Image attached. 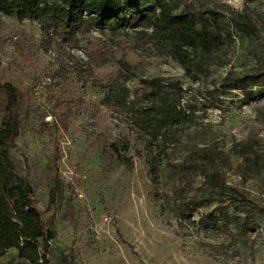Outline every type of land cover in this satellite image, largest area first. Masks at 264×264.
I'll return each instance as SVG.
<instances>
[{
  "label": "rangeland",
  "instance_id": "374dc122",
  "mask_svg": "<svg viewBox=\"0 0 264 264\" xmlns=\"http://www.w3.org/2000/svg\"><path fill=\"white\" fill-rule=\"evenodd\" d=\"M172 1L218 25L219 46L191 75L142 43L138 25L93 27L69 44L0 13V78L25 94L12 154L54 231L47 264H264V213L254 210L264 208V0ZM95 49L111 56L88 65ZM225 75L252 78L224 89ZM153 76L178 80L190 110L159 155L103 99L113 77L131 92ZM0 264L29 263L9 248Z\"/></svg>",
  "mask_w": 264,
  "mask_h": 264
},
{
  "label": "trees",
  "instance_id": "16d2710c",
  "mask_svg": "<svg viewBox=\"0 0 264 264\" xmlns=\"http://www.w3.org/2000/svg\"><path fill=\"white\" fill-rule=\"evenodd\" d=\"M173 4L172 0H0V13L18 20H38L45 33L69 44L93 27H106L113 34L138 25L142 43L165 49L184 74L191 75L200 70L209 51L219 46V33H215L218 25L212 18L200 16L196 20L185 11H174ZM234 26L246 34L253 33L250 24L234 21ZM110 56L103 49L89 50L86 63L104 62ZM117 63L120 72L127 70L126 63ZM249 78L252 76L231 79L225 75L220 87L243 88ZM111 80L113 87L108 91L110 95H104L105 103L122 109L131 130L149 147L153 146L157 155L163 153L169 129L190 116V110L180 100L179 81L141 77L129 92L116 77ZM24 95L17 86L0 78V254L14 248L16 257L29 264H47L48 245L54 231L34 205L31 186L18 174L12 154L19 129L17 106ZM198 156V151L188 153L190 159ZM233 200L252 205L242 194H235ZM254 210L264 213L263 207Z\"/></svg>",
  "mask_w": 264,
  "mask_h": 264
},
{
  "label": "crops",
  "instance_id": "0c3cea01",
  "mask_svg": "<svg viewBox=\"0 0 264 264\" xmlns=\"http://www.w3.org/2000/svg\"><path fill=\"white\" fill-rule=\"evenodd\" d=\"M95 260V259H94ZM107 262H108V258H103V263L104 264H107Z\"/></svg>",
  "mask_w": 264,
  "mask_h": 264
},
{
  "label": "built area",
  "instance_id": "2783aa9c",
  "mask_svg": "<svg viewBox=\"0 0 264 264\" xmlns=\"http://www.w3.org/2000/svg\"><path fill=\"white\" fill-rule=\"evenodd\" d=\"M106 220H110L111 219V216L109 215L107 218H105ZM79 264V263H78Z\"/></svg>",
  "mask_w": 264,
  "mask_h": 264
}]
</instances>
